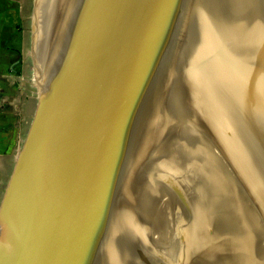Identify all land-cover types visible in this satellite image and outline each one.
Returning <instances> with one entry per match:
<instances>
[{"label": "bare ground", "instance_id": "bare-ground-1", "mask_svg": "<svg viewBox=\"0 0 264 264\" xmlns=\"http://www.w3.org/2000/svg\"><path fill=\"white\" fill-rule=\"evenodd\" d=\"M100 1L97 0L98 8ZM183 1L174 0L169 14L173 22L170 33L163 35L165 0L158 11L163 43L156 71L153 68L150 81L143 80L142 102L137 103L131 121V136L126 149L120 148V154L125 155L119 185L123 190L117 204L122 201L123 205L124 220L119 221L127 223L119 234L122 242L111 241L107 264H264V232L257 233L259 227L255 223L253 203L245 192V182L235 178L229 163L237 161L241 178L254 185L253 176L244 164V144L234 139L229 95L231 89L236 91L240 87L247 99H241L247 115V106L257 102L248 96L250 92L256 91L258 98L264 96V77L257 80L262 74V64L264 75L259 42L262 32L252 29L250 23L254 18L249 14L253 6L262 17L264 0H186L181 6ZM86 2L47 0L44 5L45 0H39L36 45L41 60L53 45L55 32L49 39L52 27L58 33L72 29L79 22L88 26L91 8L85 11ZM126 3L130 17L133 3L131 0ZM146 7L147 0L145 11ZM84 46L89 47V42H84ZM176 60L175 81L179 83L174 91L170 82ZM131 106L132 101L126 104L127 112ZM261 118L264 120V112ZM60 152L65 153L54 142L44 140L37 162L42 165L49 160L62 167ZM34 168L40 171L37 166ZM67 190L52 198V205L57 207L58 215L62 211L63 219L75 207L76 192L64 195ZM188 196L193 203H189ZM201 208L205 218L215 219L216 215L215 221L221 228L228 233L232 229L237 234L240 242L232 237L230 244L235 246L238 242L240 254L228 259V254L218 252L219 246L206 229L211 227L209 221L204 225L201 220ZM223 211L226 220L235 214L250 223L244 226V236L237 232L241 228L239 224L224 222ZM43 218L41 211L30 225L37 236L47 226ZM228 244H221L222 252L228 251ZM70 254L71 249L60 264ZM69 260L68 264H75L72 254Z\"/></svg>", "mask_w": 264, "mask_h": 264}, {"label": "water", "instance_id": "water-1", "mask_svg": "<svg viewBox=\"0 0 264 264\" xmlns=\"http://www.w3.org/2000/svg\"><path fill=\"white\" fill-rule=\"evenodd\" d=\"M131 1L129 17L126 0H101L99 8L97 0H87L85 11L91 8L88 26L79 22L72 29L60 30L50 52L41 60L36 45L40 17L36 0L33 48L41 93L35 119L0 206V264H60L69 249L75 264H107L111 241L122 242L119 234L126 221H119L124 220L123 205L122 201L117 204V197L123 190L119 185L125 154H120V148L126 149L137 103L142 102L143 80L152 79L163 43L158 16L163 0H147L146 11V0ZM173 3L165 0L163 35L173 29L169 15ZM249 14L254 18L252 29L262 32L259 42L263 61L264 12L259 17L252 6ZM87 41L89 47L84 46ZM262 66L257 80L264 77ZM240 90L231 89L229 95L233 134L238 144H244V164L255 186L241 178L237 161L229 163L235 178L245 182L244 191L253 203L260 233L264 232V96L258 98L256 91L250 92L248 96L257 102L247 106V115L241 101L246 98ZM129 99L132 106L127 112ZM47 139L65 152L59 154L64 161L62 167L49 163L47 158L38 164L39 151ZM66 189L64 195L76 192L75 207L63 219L62 211L58 215L57 207L52 205V198ZM41 211L47 226L37 236L30 225ZM225 217L224 222L241 226L238 234H246L244 226L250 223L241 215L228 216L227 220ZM229 233L239 241L232 229ZM227 250L218 252L228 254V259L237 256L230 244ZM71 254L64 264L69 263Z\"/></svg>", "mask_w": 264, "mask_h": 264}, {"label": "rangeland", "instance_id": "rangeland-1", "mask_svg": "<svg viewBox=\"0 0 264 264\" xmlns=\"http://www.w3.org/2000/svg\"><path fill=\"white\" fill-rule=\"evenodd\" d=\"M21 2L23 3V12H22L23 20L19 22L18 27H17L18 33L20 34V38H18V43H17L18 46L16 48L17 51L13 52L15 53V57L11 58L10 67L12 66V68H9V71H10L9 73L10 74L13 73L12 74L13 76L11 77L13 79H11L10 82H11L12 87L17 90V96H18L17 101L13 103L12 107L16 109L19 103L20 107H22L23 109V116L24 118H26V121H25L26 125L24 128L25 137L23 139L22 144L20 145V148L17 150L16 154L14 155L16 159L20 151L22 150L25 144V141L28 137V134L30 132V129L32 127L33 121L37 113V109L39 105V96L41 93L40 82L38 79L36 65L34 62V48H33V41H34L33 26H34V18H35V10H36L35 9L36 0H21ZM46 3H47V0H45L44 5H46ZM55 30L56 28L53 29L52 27V29L49 31L50 33L49 39H51L52 35H54L53 34L54 32H55L54 38L57 36V31ZM176 61H175V70H174V75H173L174 78L172 77L173 79H171V82H170L171 83L170 88H172V90H174L173 88L177 87L179 83L178 80L175 81L177 79L176 76L178 75V71H177L178 60ZM169 91H171V89ZM14 159L10 163V167L8 168V170L6 172L3 171L4 172L3 173V187L0 189V206L2 204L3 198L5 196L7 187L9 185L12 173L16 165V159L15 161ZM169 189H171V187ZM174 195L177 197V193H175ZM140 196L142 200L143 195L141 194ZM187 200L189 201V203H193L192 202L193 199L191 198V196H188ZM178 204H182V203L178 202ZM200 211H201L200 215L202 214L203 216L201 217L202 218L201 220H203V224L205 225V221H209V224L211 225L210 228L208 227L206 228L208 231L206 229L205 230L208 233L209 232L212 233L211 237L213 238L216 246L217 247L219 246V250H222L221 244H223V242H228L230 244V239H232V236L230 235V233L226 232L224 228L220 227L219 223L215 221L216 218L207 219L204 216L205 213L202 208L200 209ZM230 245L234 251H237V255L241 253L239 252L240 246L238 247L237 246L238 244H235V246H233L232 244Z\"/></svg>", "mask_w": 264, "mask_h": 264}, {"label": "crops", "instance_id": "crops-1", "mask_svg": "<svg viewBox=\"0 0 264 264\" xmlns=\"http://www.w3.org/2000/svg\"><path fill=\"white\" fill-rule=\"evenodd\" d=\"M22 12L21 0H0V189L3 187V173L10 167L25 137L26 118L19 103L16 109L12 107L18 96L10 82L13 73H9L11 58L15 57L13 52L17 51L20 38L17 27L23 20Z\"/></svg>", "mask_w": 264, "mask_h": 264}]
</instances>
